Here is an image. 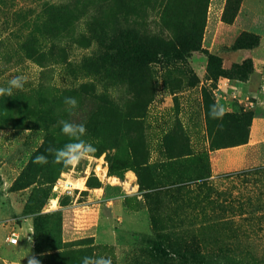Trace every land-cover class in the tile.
<instances>
[{
	"label": "rangeland",
	"instance_id": "1",
	"mask_svg": "<svg viewBox=\"0 0 264 264\" xmlns=\"http://www.w3.org/2000/svg\"><path fill=\"white\" fill-rule=\"evenodd\" d=\"M182 1L176 0V5ZM209 2L200 42L193 30L192 43L197 41L198 45L193 51L175 46L182 33L192 35V31L177 29L176 16L173 18L171 14L178 15L182 7H176L174 2L167 11L162 7L165 0H5L0 6V87H7L13 77L25 78L22 89H13L11 96H0V264H29L32 259L39 264H74L72 257L77 260L83 249L90 250L91 258L110 259L111 264H161V258L146 239L152 230L142 194L148 190L140 191L135 174L123 167L146 162L141 180L146 185L161 187L176 182L181 175L184 177L190 159L196 155L202 156L214 175L210 177L212 188L224 193L221 199L231 207L226 216L233 217V224H240L246 232L241 235L242 243L264 264V181L255 174L216 178V174H226L234 168L248 169L261 158L245 145L250 142L254 120L262 115L255 99L248 96L245 100L233 88L237 82L251 79L252 89H256L257 78L254 72L237 73L230 66V69L222 68L223 76L212 79L216 73L209 71L204 51L219 55L207 48L212 38L204 36ZM83 3L87 5L85 15L48 32V36L42 35L46 28L43 23L55 17L52 6ZM95 12L103 22L109 12L113 13L117 28L124 26V20L136 25L140 35L155 37L150 46L157 51L166 49L160 47V41L171 43L174 48H167L166 54H150L147 44L125 74L118 75L116 67L114 74H109L103 70L106 67L91 65L89 59L99 51L96 43L90 40L85 47L84 43H78L81 36L90 38L87 24ZM228 18L229 13L224 17L222 14L224 24L234 21L228 23L225 21ZM249 20L250 13L246 11L237 25L245 29ZM33 26L37 28L35 35L39 43L35 62L25 60L19 47ZM221 33L224 39L218 41L217 49L230 51L240 34L232 40L230 32ZM260 52H264V38L256 50ZM224 78L229 80L227 84ZM83 84L92 85V93L99 98H87L89 92H86V98L81 101L75 95L61 97L57 92ZM138 87L153 95L142 117L134 119L131 111ZM44 93L54 113L49 119L43 116L45 124L54 129V148H62L69 142L61 132L60 120L85 124L84 139L93 146L95 142L88 136L90 130L101 133L116 125L117 141L113 149L106 150L96 160L91 156L74 168L66 169L52 158L48 162L50 172L47 173L46 167L43 175H37L36 181L27 185L25 179L18 178L41 146L44 133L40 125L30 126L25 110L37 106ZM205 95L212 103L223 105L224 116H231L234 122L227 123V119L221 122L210 115L208 119ZM65 97H75L78 107L69 111ZM102 101L109 102L116 112H97ZM248 101L252 102L251 106ZM40 108L44 110L43 105ZM127 141L136 146V158ZM241 142L245 143L217 148ZM184 153L190 155L179 157ZM106 157L116 166V175H109ZM35 171L39 173V169ZM91 175L99 181L100 188L86 193V178ZM55 176L57 179L52 181ZM160 198L161 210L163 205L171 204L168 196ZM172 208L173 205L164 211L173 217ZM13 233L18 237L15 245L6 239ZM58 245L61 248L52 249Z\"/></svg>",
	"mask_w": 264,
	"mask_h": 264
},
{
	"label": "trees",
	"instance_id": "2",
	"mask_svg": "<svg viewBox=\"0 0 264 264\" xmlns=\"http://www.w3.org/2000/svg\"><path fill=\"white\" fill-rule=\"evenodd\" d=\"M175 1L176 0H165V3L162 4L163 9L166 8L167 11V8L173 6V2L174 5H176ZM4 2L5 0H0V6ZM182 2L183 3L176 5V7H182L179 11L180 15H176L175 12H173L171 16H176L175 24L177 25V29L180 30L182 28L185 31H192V35H190L189 32L182 33L181 37L176 39L177 45L175 46L180 50L185 51L188 49L189 51H193L198 47V45H196L197 41L195 44L192 43L195 38L193 30L198 33V41L200 42L199 39L204 28L208 0H183ZM240 3L241 0H226L223 12V17L225 14L227 15L229 13V18L225 20L226 22L231 23L235 19ZM52 9L56 12L53 21L48 19L43 23L46 28L42 35L45 36H48V32L55 31L65 24L76 21L85 15L87 12V5L84 3L80 5H60L52 6ZM175 11L177 12L178 10ZM123 24L124 26L122 28H117L115 25V17L111 12L108 13L104 22L101 21L99 13L92 16L90 22L87 24L90 38L81 36L78 41V43H84V47L89 46L90 40L96 43L99 51L89 59L92 61L91 65L104 66L106 68L103 70L108 71L109 74H114V68L116 67L117 70H115V72L118 75L125 74L129 65L134 64L133 61H135L138 56L137 53L142 52L143 46L148 44V53L150 54H160L161 52H165L164 54H166L167 48H174L171 43H163L160 41V47L166 49L157 51L154 46H150L152 43L151 39L155 37L145 33L140 35V31L136 25L133 26L128 24L127 20H124ZM36 30L37 28H35V26L29 29L26 36L22 38L19 44L24 59L34 62L38 60L39 56L37 51L39 43L35 35ZM259 42V36L244 31L236 38L231 47H229V50L254 49L259 46ZM204 52L207 55L209 71L216 73V75L212 76V79L216 80L217 77L223 76L221 57L206 51ZM231 67L235 68L238 71L237 73L247 74L250 71L253 72V63L251 59H245L240 64L234 63ZM238 78H241V76ZM92 90H94L92 85L88 87L83 84L75 89L57 90V92H59V96L61 97L66 94L75 95V97L79 98L81 101L86 98L85 93L89 92L87 98L97 100L99 97L95 95L94 92L92 93ZM135 94V104L131 112H134L132 118L139 119L142 117L143 109H145L152 100L151 97L153 93H144L143 88L138 87L135 90ZM37 101V106L27 107L25 110V117L30 120V126H34L35 124L40 125L44 133V139L39 149L31 155L26 170L22 172L18 178V180L25 179V184L27 185L35 182L37 175H43L46 172V167L48 168L47 173H49L51 169L48 163L44 165L34 163L35 157L43 154L48 157V162L53 158L50 157L46 149L54 147V132H52L54 129L49 128V125L45 124L43 117L47 116L49 119L50 116L54 114L53 109L50 107V101L46 98L45 93L40 95ZM212 104V101L205 95L204 105L206 107L208 119V111ZM41 105L44 106V110L40 108ZM96 111L116 112L107 101H102ZM230 117L223 116L220 121L223 122L227 119V123L234 122ZM247 118H249V116H247ZM116 128V125H114V127L107 128L101 133L91 130L88 133L89 138L95 142L94 147L97 149L92 155L95 160L106 150L115 147L117 141ZM208 130L209 133H211L210 128H208ZM245 142L222 147L219 146L217 148L236 146ZM127 146L130 148L132 156L136 158V146L133 147L129 141H127ZM179 152L182 153V151ZM189 155L190 154L184 153L179 157ZM106 161L109 175H116V166H114L107 157ZM44 167L45 169L43 170ZM35 168L36 170L39 169V173L35 171ZM63 168L61 171L64 170ZM69 168L70 167L66 169ZM145 168H147L146 162H138L134 165L123 167L124 170H131L135 174L140 191L145 189L148 190L142 194L147 205L152 230L150 236L146 239L155 255L161 258V264H262V261L257 259L253 250L248 249L247 246L242 243L241 235L246 233L244 229L240 224H233V217L226 216L227 212L231 210V207L229 208L225 205L227 201L221 199L224 193L212 188L210 180L211 171L206 161L202 160L201 155H196V157L190 159L188 165L189 170L188 173H186L187 170H185L186 174L184 177L181 175L177 178L176 182L161 187L152 184L146 185L141 180V170ZM252 174L260 175V178L264 181V166L232 171L222 174L223 176L216 175V178H232L236 175L247 177ZM57 177L58 176H55L52 181L56 180ZM85 186V192L87 193L98 190L100 188V183L91 175L87 176ZM161 195L171 198L168 201L171 202L169 206L173 205V217L169 212L166 213L164 211L167 210L169 206L166 207L163 205L162 210L159 208ZM44 197L46 199L48 195L45 194ZM241 215L243 214H240V216ZM173 220H175V222ZM59 248H61L60 245L52 249L57 250ZM91 256L89 249H83L79 251L77 260L72 257L71 262L74 264H82L84 257Z\"/></svg>",
	"mask_w": 264,
	"mask_h": 264
},
{
	"label": "crops",
	"instance_id": "3",
	"mask_svg": "<svg viewBox=\"0 0 264 264\" xmlns=\"http://www.w3.org/2000/svg\"><path fill=\"white\" fill-rule=\"evenodd\" d=\"M225 4L226 0H210L206 14L207 26L204 31V36L212 38L207 48L211 52L217 53L219 57L222 58V68L224 69H229L231 64L234 63L240 64L245 59L252 60L253 72L257 78L256 89H252L254 82H252L251 79L247 80L246 82H237L233 88H235V93L239 94L240 96H250L255 99L257 108H259V112L262 115L261 117L254 120L255 127L252 129L250 142L245 145L248 151L253 150L255 154L258 152L261 158H259V162L255 163L254 166L246 168L264 166V157H262L264 156V152H262V149H264V52L256 53L257 48H259L261 44V39L264 38V2L261 0H241L238 13L231 24H224L222 21V14ZM246 11L250 13V20L248 26L244 29L242 27L240 28L237 25V22L241 14ZM221 31L230 32L232 40L242 31L253 33L260 38L259 46L249 50L241 49L237 51H220L217 49L219 44L218 41L220 39H224ZM228 45L229 44H227V46ZM224 81L226 82L224 83L227 84L229 80L224 78ZM234 169V171L237 170L236 168ZM188 170L186 173H188ZM212 176L214 178V175L211 173V177ZM130 178H133L134 180L133 174H131Z\"/></svg>",
	"mask_w": 264,
	"mask_h": 264
},
{
	"label": "clouds",
	"instance_id": "4",
	"mask_svg": "<svg viewBox=\"0 0 264 264\" xmlns=\"http://www.w3.org/2000/svg\"><path fill=\"white\" fill-rule=\"evenodd\" d=\"M25 78L23 76L13 77L7 87H0V96H11L13 89H22L24 87ZM64 104L69 106V111L78 107V101L75 97H65ZM226 114V109L219 103H213L209 108V115L213 119H222ZM63 135L69 138V142L64 144L62 148L49 147L46 151L53 156V162L62 164L64 167H76L81 161L89 159L97 149L84 139L87 133L85 124L74 123L68 120H60L58 122ZM34 163L44 165L48 163V157L41 154L35 157ZM29 264H39L38 261L32 259ZM82 264H111L110 259L84 257Z\"/></svg>",
	"mask_w": 264,
	"mask_h": 264
},
{
	"label": "built area",
	"instance_id": "5",
	"mask_svg": "<svg viewBox=\"0 0 264 264\" xmlns=\"http://www.w3.org/2000/svg\"><path fill=\"white\" fill-rule=\"evenodd\" d=\"M245 100H248V97H245ZM249 105L251 106L252 105V102L251 101H248ZM8 240V243L11 244V245H15L18 243V237L16 236V234H11V237L8 236L6 238Z\"/></svg>",
	"mask_w": 264,
	"mask_h": 264
},
{
	"label": "bare ground",
	"instance_id": "6",
	"mask_svg": "<svg viewBox=\"0 0 264 264\" xmlns=\"http://www.w3.org/2000/svg\"><path fill=\"white\" fill-rule=\"evenodd\" d=\"M131 180L133 181V178ZM51 203H52V205H54L55 204V200H52Z\"/></svg>",
	"mask_w": 264,
	"mask_h": 264
}]
</instances>
